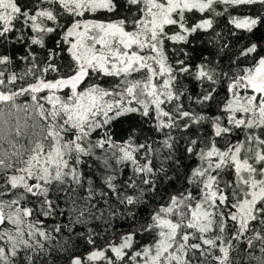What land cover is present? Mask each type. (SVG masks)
<instances>
[{
  "label": "snow or ice",
  "instance_id": "6c2138e0",
  "mask_svg": "<svg viewBox=\"0 0 264 264\" xmlns=\"http://www.w3.org/2000/svg\"><path fill=\"white\" fill-rule=\"evenodd\" d=\"M0 264H264V0H0Z\"/></svg>",
  "mask_w": 264,
  "mask_h": 264
},
{
  "label": "trees",
  "instance_id": "16d2710c",
  "mask_svg": "<svg viewBox=\"0 0 264 264\" xmlns=\"http://www.w3.org/2000/svg\"><path fill=\"white\" fill-rule=\"evenodd\" d=\"M227 27H230L229 25L226 24V21H224L222 24H221V28L223 29V31L227 32ZM185 163L189 164V165H194V161H185ZM227 178V177H226ZM181 184H177L176 187H180ZM257 255H259V253L257 252L256 253Z\"/></svg>",
  "mask_w": 264,
  "mask_h": 264
}]
</instances>
